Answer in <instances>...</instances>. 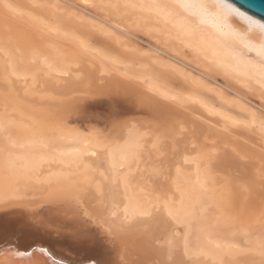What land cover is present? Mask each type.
<instances>
[{
	"label": "snow or ice",
	"instance_id": "snow-or-ice-1",
	"mask_svg": "<svg viewBox=\"0 0 264 264\" xmlns=\"http://www.w3.org/2000/svg\"><path fill=\"white\" fill-rule=\"evenodd\" d=\"M31 8L0 36V213L31 226L0 229V264H113L129 235L139 264H264V4ZM77 97L101 102L84 131ZM32 231L95 254L55 259Z\"/></svg>",
	"mask_w": 264,
	"mask_h": 264
},
{
	"label": "bare ground",
	"instance_id": "bare-ground-1",
	"mask_svg": "<svg viewBox=\"0 0 264 264\" xmlns=\"http://www.w3.org/2000/svg\"><path fill=\"white\" fill-rule=\"evenodd\" d=\"M6 2L12 4L17 9V11L7 13L11 16V19L10 16L8 19L0 17V36H3L5 34L6 28H10L14 34L27 33L28 29H25L26 24L24 28L18 21L25 20L28 24L31 23L28 17L26 15H21V13L33 11L31 6L34 2H36V0H6ZM4 15L7 16L6 14ZM208 31H211V29H208ZM77 100L79 101L80 107L82 109L88 110L87 115H81L80 119L89 117L90 114L92 116L93 109L99 111L101 108V102L99 101H92L82 97H77ZM34 103L38 102L34 101ZM66 103H71V101H66ZM127 111L129 117H131L134 113L140 111V109L129 105ZM73 118L75 119L77 118V116L74 115L72 117V121ZM75 126L78 127L76 124ZM80 130L84 131L83 129ZM68 147L70 146L64 145L65 149H67ZM53 167H56V165H53ZM17 228H23L25 231H29L31 229L29 222L22 213L16 211L0 213V229L14 230ZM220 238L226 241H235L237 243L243 242L242 236H232L226 230L222 232ZM31 240L42 241L45 245L49 246L53 256H56L57 258L63 260H71L77 256L95 254L94 250L89 248L87 241L76 242L69 238L56 237L54 235L43 234L36 231L31 232L28 242H31ZM121 257H123V259L127 261V264H139V261L143 259L142 255L139 252V241L135 235L127 236L121 245L113 248L109 253H106L104 255V258L111 260L113 264H121ZM34 259L38 262V264H43V260L45 258L41 257L39 254H36L34 256Z\"/></svg>",
	"mask_w": 264,
	"mask_h": 264
},
{
	"label": "rangeland",
	"instance_id": "rangeland-1",
	"mask_svg": "<svg viewBox=\"0 0 264 264\" xmlns=\"http://www.w3.org/2000/svg\"><path fill=\"white\" fill-rule=\"evenodd\" d=\"M8 13V11H6L5 9H3L2 7H0V17H4L5 19H8L9 18V14H7ZM4 14H6L7 16H5ZM10 19H11V16H10ZM24 21L25 20H20V21H18L19 23H20V25L22 26V27H24L25 26V24H26V28L25 29H28V23H27V21H25V23H24ZM21 22H22V24H21ZM18 23V24H19ZM28 24V25H27ZM221 83H223L224 81L221 79V81H220ZM258 102V101H257ZM93 119V114H92V116H91V114L89 115V117H86V118H81L80 119V123H77L76 125L80 128V129H83V130H85V129H87V128H89V126H91L89 123H87L86 121L87 120H92ZM77 120V118H73V122H75Z\"/></svg>",
	"mask_w": 264,
	"mask_h": 264
},
{
	"label": "water",
	"instance_id": "water-1",
	"mask_svg": "<svg viewBox=\"0 0 264 264\" xmlns=\"http://www.w3.org/2000/svg\"><path fill=\"white\" fill-rule=\"evenodd\" d=\"M234 3L240 4V3H262L264 4V0H233ZM252 12L255 14V17L258 19L264 21V11L260 9H253ZM53 255V254H52ZM55 259H59L56 256H53Z\"/></svg>",
	"mask_w": 264,
	"mask_h": 264
}]
</instances>
